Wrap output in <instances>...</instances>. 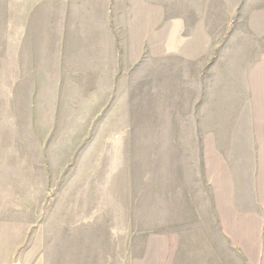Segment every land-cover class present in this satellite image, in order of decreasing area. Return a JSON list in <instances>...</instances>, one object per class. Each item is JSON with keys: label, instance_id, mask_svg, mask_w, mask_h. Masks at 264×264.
<instances>
[{"label": "rangeland", "instance_id": "obj_1", "mask_svg": "<svg viewBox=\"0 0 264 264\" xmlns=\"http://www.w3.org/2000/svg\"><path fill=\"white\" fill-rule=\"evenodd\" d=\"M206 4L0 0V231L7 233L10 260L30 255L31 228L39 222L41 228L97 220L140 224L158 220L160 205L175 204L160 197V173L168 168L149 159L159 150H132L133 165L97 156L96 142L109 140L105 129L118 125L126 109L116 93L128 97L132 141L151 143L159 141L163 116H173L174 124L177 92L184 129L178 204L185 220L202 190L215 189L217 201L224 190L264 191V151L217 150L208 170L191 149L193 100L206 72L193 37L208 27L207 19L201 22ZM212 4L210 24L222 32L223 0ZM217 42L220 61L223 39ZM16 233L23 234L19 248Z\"/></svg>", "mask_w": 264, "mask_h": 264}, {"label": "crops", "instance_id": "obj_2", "mask_svg": "<svg viewBox=\"0 0 264 264\" xmlns=\"http://www.w3.org/2000/svg\"><path fill=\"white\" fill-rule=\"evenodd\" d=\"M212 6L207 0L206 13L199 19L203 23L207 19L208 27L203 25L193 37L201 54L198 63L206 72L200 75L193 100L191 149L198 151L199 165L207 169L215 164L217 150L264 151V0H223L222 32L210 24ZM217 39H223L220 61L215 60ZM116 95L126 109L120 128L107 127L109 140L96 142L97 156L116 160L120 156L128 161L119 164L133 165L132 150H159L158 157L149 159L168 168L160 170V197L175 198V204L160 205L158 220L140 224L130 219L97 220L55 227L42 223L45 228H41L39 222L31 228L30 255L13 260L7 233L0 231V264H264V202L260 200L264 191L224 190L219 196L223 201H217L215 189L202 190L195 195L197 204L187 211L190 220H185L184 208L178 204L184 129L177 117V92L174 124L173 116H163L159 141L151 143L132 141L128 97ZM107 98L115 101V94ZM101 117L97 116L98 134ZM217 134L223 135V141L217 142ZM206 180L210 181L209 174ZM172 182L176 187L168 189ZM14 235L19 248L23 234Z\"/></svg>", "mask_w": 264, "mask_h": 264}]
</instances>
